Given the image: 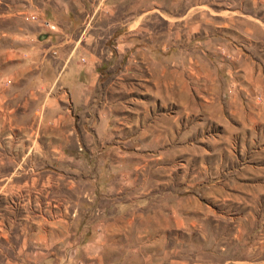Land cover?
I'll list each match as a JSON object with an SVG mask.
<instances>
[{"label": "rangeland", "instance_id": "rangeland-1", "mask_svg": "<svg viewBox=\"0 0 264 264\" xmlns=\"http://www.w3.org/2000/svg\"><path fill=\"white\" fill-rule=\"evenodd\" d=\"M0 264H264V0H0Z\"/></svg>", "mask_w": 264, "mask_h": 264}, {"label": "built area", "instance_id": "built-area-1", "mask_svg": "<svg viewBox=\"0 0 264 264\" xmlns=\"http://www.w3.org/2000/svg\"><path fill=\"white\" fill-rule=\"evenodd\" d=\"M45 25L48 27L49 30L54 31L56 30V24L52 21H45Z\"/></svg>", "mask_w": 264, "mask_h": 264}, {"label": "crops", "instance_id": "crops-1", "mask_svg": "<svg viewBox=\"0 0 264 264\" xmlns=\"http://www.w3.org/2000/svg\"><path fill=\"white\" fill-rule=\"evenodd\" d=\"M32 51H34V49H32ZM37 52H39V51H36V52H34V53H37ZM22 60H23V58H22ZM35 78H39V77H35Z\"/></svg>", "mask_w": 264, "mask_h": 264}]
</instances>
